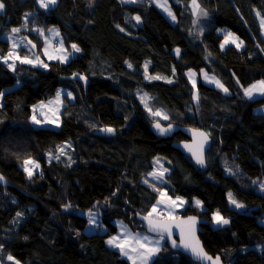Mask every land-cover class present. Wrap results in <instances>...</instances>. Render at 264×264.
Segmentation results:
<instances>
[{
    "label": "trees",
    "instance_id": "16d2710c",
    "mask_svg": "<svg viewBox=\"0 0 264 264\" xmlns=\"http://www.w3.org/2000/svg\"><path fill=\"white\" fill-rule=\"evenodd\" d=\"M167 1L174 23L152 0H57L49 9L36 0H2L0 264H132L107 245L117 232L114 221L132 235H147L140 218L149 214L161 190L186 201L173 216L204 220L198 235L206 252L224 264H264V250L250 247L264 243V114L254 111L264 105V95H244V88L264 80L258 22L264 0H198L207 16L193 15L191 0ZM52 25L60 30L69 60L43 58L46 68L16 61L10 69L3 62L10 49L5 32L20 28L43 57V31ZM228 31L243 41L242 48H221ZM19 52L29 53L22 46ZM189 68L206 69L228 92L199 80L194 100L184 75ZM58 88L69 89L74 98L65 101L60 126H35L32 105ZM137 89L151 96L152 110L168 115L167 123L208 133L212 143L205 169L153 130L159 121L139 104ZM106 127L114 132L100 131ZM64 141L71 147L49 157L48 150L56 152ZM155 156L167 160L160 182L149 177ZM29 158L40 165L31 177L19 169ZM228 191L244 203L242 210L230 207ZM86 211H92L95 223H89ZM215 211L229 224L216 225ZM159 245L149 264H199L170 249L165 239Z\"/></svg>",
    "mask_w": 264,
    "mask_h": 264
},
{
    "label": "rangeland",
    "instance_id": "374dc122",
    "mask_svg": "<svg viewBox=\"0 0 264 264\" xmlns=\"http://www.w3.org/2000/svg\"><path fill=\"white\" fill-rule=\"evenodd\" d=\"M126 1H130V0H126ZM153 2H155L156 3V6H157V3L159 2V3H163V0H152ZM177 1H179V0H177ZM190 5H191V2H190ZM167 6L170 8V5H169V3H168V1H167ZM161 11H162V13L172 22V23H174L175 21H176V19L175 20H173L168 14H167V12H165L164 10H163V8H161V7H158ZM170 10L172 11V9L170 8ZM172 13L175 15V13L172 11ZM175 17H176V15H175ZM261 19H264V16H258V22H259V26H260V28H261V33L263 34V36H264V28H262L261 27ZM52 26H54V25H52ZM57 27V26H56ZM58 28V27H57ZM58 30H59V28H58ZM219 32H223L221 29L219 30ZM229 32V31H228ZM228 32H226L225 33V35L228 33ZM232 33V32H231ZM59 35H60V39H55V40H53V39H51V34H50V32L49 31H47V29H46V31H43V44H42V54H43V57H41L40 55H37V54H35L34 53V51H33V45H32V43H31V41H30V39L28 38V37H26V36H24L23 34H19V33H12V32H5L4 34H3V37L4 38H6V40H7V42L8 43H10V49H12V45H13V42H15L17 45H18V47L15 49V51H14V53H13V56L11 57V58H9V60H8V63H14L15 64V62L16 61H19V60H16L15 59V56L16 55H18V56H20L21 58H23V57H27L28 59H30V60H32L33 61V63H26V64H30V65H35V66H38V67H41V68H46V67H44V66H42V65H47L46 63H45V61H44V59L43 58H45V59H48V60H59V59H56L55 57H57L59 54H61L62 52H63V47H64V50L66 51V53L68 52V50H67V48L65 47V45H64V42H63V40H62V36H61V33H60V30H59ZM225 35H224V37H223V39H222V41L220 42V46H221V44L224 42V39H225ZM235 35V34H234ZM12 37L13 39H9V37ZM236 36V35H235ZM241 40V39H240ZM227 45H233V46H235L234 44H231V43H229V44H227ZM227 45H225V47L227 46ZM243 45H244V43H243ZM243 45L240 47V48H242L243 47ZM26 47L27 49H28V51H29V53H23V54H20V52H19V47ZM236 47V46H235ZM239 48V49H240ZM10 49H9V51H10ZM23 52H24V50H23ZM174 53L177 55V56H179V54H177V52H176V49H174ZM9 56V52L5 55V56H3L2 57V60H3V58L4 57H8ZM66 62V61H65ZM194 73L195 75L194 76H192V78L190 79V77H189V73ZM205 74H207V76L208 77H214L216 80H218L214 75H212L211 73H209L206 69H204V68H200L199 70L198 69H195V68H189V69H186L185 71H184V75H185V78L187 79V81H188V83L191 85V87H192V89H193V95H196V84H197V82L199 81V80H202L203 82H205L206 84H209V85H212L213 87H217L216 86V84L215 83H212V82H209L208 80H206L205 79ZM219 81V80H218ZM193 83H195V87H193ZM256 83V82H255ZM254 83V84H255ZM19 83H17L16 84V86L18 85ZM60 92L61 93V95H60V99H59V101L55 104V100H57V92ZM61 91H65L64 93H62ZM57 92H56V94H54L53 95V97H51V100L50 101H47V100H45V101H43V100H41V101H39V102H37V103H35V104H33L32 105V107H31V110H32V121H33V116H35V118H36V120L37 119H39V120H37V121H39V123H34L35 124V126H37V127H46V126H49V127H53V128H58L59 126H60V113H61V109L63 108V107H65V105H66V103H65V101L68 99L67 97H68V93H71L72 95H71V97H70V99H68V101L69 102H71V101H73V93L69 90V89H67V88H58L57 89ZM0 93H2V92H0ZM134 95H135V97H136V99L138 100V102H139V104L143 107V109L148 113V115L150 116V117H152V118H154L155 120H158L160 123L162 122V124H164V123H166V124H164V125H168L169 123H167V121H168V115L162 110V109H156V110H152L151 109V107H150V104H149V101H150V99H151V96L149 95V94H147L144 90H142V89H137V90H135L134 91ZM259 96H262L261 94H259L258 92H254L253 93V97L252 98H255V97H259ZM0 98H1V96H0ZM50 99V98H49ZM54 105H55V107H54ZM146 105H147V107H146ZM59 106H61L60 108L61 109H59ZM57 108V109H56ZM254 111L255 112H262L263 114H264V105H260V106H257L255 109H254ZM154 112H159V113H161V115H153L152 113H154ZM164 116H167V119H164L163 117ZM51 121V122H50ZM187 138V135L181 130V129H177L176 131H174V133H172V135H170V136H168V137H166L165 139L166 140H172V141H174V140H182V139H186ZM71 147V143H70V141H64L63 143H60V144H58L57 146H56V152L53 150V151H51V150H48V156L49 157H52L55 153H58L59 152V149H61V148H63V151H66L68 148H70ZM30 159V158H29ZM157 161H158V163H157ZM167 160L165 159V158H163V157H161V156H155L154 158H153V169L150 171V173H153V172H156L157 174L162 170V169H168L167 167H166V165H165V162H166ZM19 165H21V167H19V169L20 170H22V169H24V161L21 163V164H19ZM35 171L33 170V173H34ZM168 172V171H167ZM166 172V173H167ZM165 173V174H166ZM165 174H164V176H163V179H164V177H165ZM26 175H27V173H26ZM149 177L150 178H152L153 179V177L152 176H150L149 175ZM162 179V180H163ZM162 180H154V181H156V182H160V181H162ZM262 183H264V181H262V182H260V186H261V184ZM263 194H264V191H261ZM229 193H231L232 194V197L237 201V202H239V203H241L242 205H244V203L243 202H241L240 200H238L234 195H233V193L231 192V191H228L227 192V200H228V204L230 205V207H232V208H234L235 210H237V211H239V210H242L244 207H245V205H244V207L243 208H240V209H237V208H235V206L234 205H232L230 202H229ZM170 198V199H169ZM176 198L177 197H171V196H169L168 194H166L165 193V190H161L160 192H159V194H158V196H157V200H156V202H155V204L154 205H157V209H160L161 211H162V213H163V217H172L173 215H174V213H175V211H177V208H176V206H173L172 205V201H176V203H179V201H177L176 200ZM182 199V198H181ZM183 200V199H182ZM158 201H161V203L160 204H157V202ZM184 201V200H183ZM153 205V206H154ZM183 205H185V201H184V204ZM169 208H171L172 209V213H171V215L169 214ZM152 210H153V207L151 208V210H150V212L149 213H151L152 212ZM179 210V209H178ZM241 212V211H240ZM82 213H85V215H87L88 213H89V216H90V213H92V211H86V212H82ZM216 213V212H215ZM214 214V213H213ZM89 216L87 215V217H88V220H89ZM159 216V215H158ZM95 221H97V220H95L94 219V222L93 223H95ZM99 225L100 224H97L96 226H97V228L99 227ZM120 228L118 229V233L116 234V235H114V236H116V237H118V238H120V240L122 241L123 240V237H122V230L126 227L123 223H120ZM220 226V225H219ZM100 228V227H99ZM126 229H128L127 227H126ZM148 235V234H147ZM110 238H112V236L110 237ZM109 238V239H110ZM108 239V240H109ZM152 239V241H156V240H158V238H151ZM160 239V238H159ZM160 241V240H159ZM128 244L129 245H132V243H131V241H129L128 242ZM160 244V243H159ZM107 245H108V247L109 248H111V249H113V250H115V251H118L119 253H120V251H119V249L118 248H115V247H112V246H110L108 243H107ZM134 245V244H133ZM149 246H152V247H155L156 245L155 244H153V243H150L149 244ZM126 247H127V245H126ZM251 248H255L256 250H258V251H262V250H264V243L262 244V245H259V244H257V245H251L250 246ZM135 248L138 250V251H143V249H140V247H139V245H137V244H135ZM159 249H161V247L159 248ZM130 254L133 256V252H130ZM157 254H159V252L157 253ZM156 254V255H157ZM155 255V256H156ZM124 257H126V256H124ZM154 257V256H153ZM152 257V258H153ZM127 258V257H126ZM152 258L150 259V261L152 260ZM136 260H138L139 261V263L141 264V261H140V259H136ZM149 261V262H150Z\"/></svg>",
    "mask_w": 264,
    "mask_h": 264
},
{
    "label": "snow or ice",
    "instance_id": "6c2138e0",
    "mask_svg": "<svg viewBox=\"0 0 264 264\" xmlns=\"http://www.w3.org/2000/svg\"><path fill=\"white\" fill-rule=\"evenodd\" d=\"M36 2L39 4V7L42 9H49L50 6H53L57 3V0H36ZM130 2L135 3L136 0H130ZM5 5L2 2V0H0V11H2L4 9ZM157 7H161L163 8V10L165 12H167V14L173 19L175 20L176 17L175 15L172 13V11L170 10V8L167 6V0H163V3H157ZM191 8H192V12L193 15H203V16H207V12L204 11L200 4L198 3V0H191ZM27 15V14H26ZM259 15V13L257 14ZM134 19L139 23L140 22V17L136 16L134 17ZM195 23V21H194ZM261 27L264 28V19H261ZM20 31V28H12L11 32L12 33H18ZM51 31V30H50ZM121 31H123V29H121ZM56 35H59L58 32H56ZM9 39H13L11 36L9 37ZM234 44L238 49L243 45V41L239 39V37L235 36L233 33L228 32L225 35V39L224 42L221 44V48L223 49L225 47V45L227 44ZM18 47V45L13 42L12 45V49H10L9 51V56L8 57H4L3 58V62L8 64V67L10 69L14 68V63H8L9 58H11L13 56V53L15 51V49ZM72 48L74 51L79 52L80 48L73 44ZM179 49H176L177 54H179ZM16 60H19L20 63H33L32 60L28 59L27 57H23L21 58L20 56L16 55L15 56ZM67 59V57H64L61 62H64ZM44 67H47V65H42ZM129 67H131V65L129 64ZM146 68V72H147V66H145ZM173 72H175V70H173ZM76 75V74H73ZM194 73H189V77L190 79L192 78V76H194ZM146 79H160V77H150L148 75L145 76ZM81 80H85L86 77L84 76H80ZM205 79L208 80L209 82L215 83L216 86L218 88H221L225 93L228 92V89L225 88L223 86V84L216 80L214 77H208L207 74H205ZM171 82V81H169ZM193 87H195V83H193ZM254 92H258L261 95H264V80H260L257 81L255 84L250 85L247 88H244V95L245 97L248 98H252L253 97V93ZM3 93H0V96H2ZM60 95L61 93L58 91L57 92V101H59L60 99ZM68 97H71V93L67 94ZM193 99L196 100L198 99V96L194 95ZM147 107V105H146ZM153 115H161V113L159 112H154L152 113ZM164 119H167V116L163 117ZM33 122L34 123H39V121L36 120L35 116H33ZM51 122V121H50ZM154 127L157 128L160 132V134H166L168 131L171 130V125L168 126V128H163L161 127V125L159 123H155ZM100 131L102 132H106V133H113L114 129L110 128V127H106V128H102L100 129ZM201 136L204 137L205 140H207V135L204 133H201ZM185 147H188L187 145H185ZM202 147V146H201ZM60 155L64 154L63 148L59 149ZM194 158L196 159V162L200 165L204 164V158H203V154L202 151L198 154V153H193ZM56 159H58L59 157L56 156L54 157ZM158 163V161H157ZM40 167V165L38 163H36L35 161L31 160V159H25L24 160V171L27 173V175L29 177H31L33 175V169H38ZM168 171V169H162L158 174L156 172L153 173H149L150 176L153 177L154 180H162L164 174ZM0 180H3V177H0ZM148 181H145V183H147ZM255 183V182H254ZM261 191H264V183L261 184ZM170 199V198H169ZM177 201H179V204L176 203V201H172V205L179 207L182 206L184 204V201L180 198L177 197L176 198ZM229 202L235 206V208L240 209L243 208L244 205H242L241 203L237 202L233 197L232 194L229 193ZM161 201H158L157 204H160ZM196 206H200L201 202L199 200L195 201ZM68 207V206H66ZM157 211V205L153 206V210L151 213H149L147 216L144 217V219L148 222V228L150 232H157L160 234V238L164 239V233H167V236L169 239H171L172 237V231H171V226L169 224L166 223H153V220L151 219L153 213H155ZM172 213V209L169 208V214L171 215ZM17 217H20L22 215V213L17 212ZM190 221V225H189V234L190 236L194 237V232H195V224H196V219L195 217H190L189 218ZM92 214L90 213V219H89V223H92ZM213 222L217 225L223 226V225H227L229 224V220L225 219L224 217H222L220 215L219 212H216L213 214ZM122 237L123 240L121 241L120 238L113 236L112 238H110L107 243L115 248H118L120 251V255L121 256H126L129 260L132 261V264H136V259H140L141 264H149L150 259L155 256L160 249L158 247H152L149 246L150 243H154L155 245H159L160 241L156 240L154 242H149L148 241V237H140L138 235H132L130 233L127 232L126 227L122 230ZM181 237H182V246L186 249H190L192 254L194 256H196L198 259L201 260H210L212 261V264H219L220 262V257H216L215 259H213L212 257H209L204 251L203 248L199 246V242L196 241L195 245L184 242V233L183 231L181 232ZM131 241L132 244H137L139 245L140 249H143V251H138L136 248H132L128 242ZM173 246H176L175 241H172ZM127 245V247H126ZM0 247H2V245H0ZM130 252H136V258L134 259L133 256L130 254ZM8 260L10 261H14V258L10 255L8 256ZM14 264H19L18 261H14Z\"/></svg>",
    "mask_w": 264,
    "mask_h": 264
},
{
    "label": "water",
    "instance_id": "95a60500",
    "mask_svg": "<svg viewBox=\"0 0 264 264\" xmlns=\"http://www.w3.org/2000/svg\"><path fill=\"white\" fill-rule=\"evenodd\" d=\"M155 123H159L161 125V127H163V128H168V126L171 125V124L164 125V124L157 122V121ZM154 124L152 125V128L160 136H167L168 137V136L172 135V133H174V131H176L177 129H181L187 135V138L182 139V140L172 141V146L174 148L178 149L180 152H182L186 156H188L198 168L205 169V153L210 148L211 142H212L211 137H209L205 131L199 129L198 127H189L187 129H183V128H178V127L171 125V130L168 131L166 134L162 135V134H160L159 130L154 127ZM201 133H204L207 135V140H205L204 137L201 136ZM185 145H187L188 147H185ZM201 151H202L203 158H204V164L203 165L198 164L196 162V159L193 156V153L199 154ZM190 217H195V219H196L194 237L190 236V234H189V225H190L189 218ZM140 219L143 221L144 227H145L147 233H149L150 235H153V236H160V234L157 232H150L149 231L148 222L144 219V217H141ZM151 219L153 220V223H156V222L166 223V224H169L171 226V231H172L171 239L168 238L167 233H164V239L166 240V243L170 249H172L174 251H178L184 255H187L188 257L191 258L192 261L197 262L199 264H212V261H210V260L198 259L196 256H194L192 254L190 249H186L182 246L181 232L183 231L184 242L195 245L196 241H198L199 246L203 248V251L209 257H212L213 259H215L216 257H219V256H212L211 254L206 252V250L203 247V244H202V242L199 238V235H198L199 231H200V225L202 223H204V220L201 217H199L197 215H182V214H180L178 216H173V217H163V218H157V219L151 218ZM172 241H175V243H176L175 247L173 246ZM219 264H224L223 261L221 260V258H220Z\"/></svg>",
    "mask_w": 264,
    "mask_h": 264
},
{
    "label": "crops",
    "instance_id": "0c3cea01",
    "mask_svg": "<svg viewBox=\"0 0 264 264\" xmlns=\"http://www.w3.org/2000/svg\"><path fill=\"white\" fill-rule=\"evenodd\" d=\"M37 5L39 6V4L37 3ZM50 7H52V6H50ZM47 29V31H49L50 32V34H51V39H53V40H55V39H60V35H56V32H58L59 33V30H58V28L56 27V26H49V27H47L46 28ZM46 29H45V31H46ZM51 30V31H50ZM63 52L61 53V54H59L57 57H55L56 59H59L60 61L64 58V57H67V59L65 60V61H67V60H69V58H70V56H69V54H68V52L66 53V51L64 50V47H63ZM64 61V62H65ZM218 88V87H217ZM221 89V88H220ZM57 92V91H56ZM62 93H64L65 91H61ZM56 94V93H55ZM53 97V96H52ZM68 99H70L69 97H67ZM51 100V98L50 99H48L47 101H50ZM55 102V104L58 102L57 100H55L54 101ZM54 107H55V105H54ZM61 106H59V109H61L60 108ZM57 109V108H56ZM217 225V224H216ZM127 230V232L128 233H130V234H132L130 231H129V229H126ZM137 235L138 236H140V237H148V241L149 242H154V241H152V239L151 238H153V237H149L148 235H146V234H140V233H137ZM158 240H160V239H158ZM154 244V243H153ZM160 244H161V240H160ZM132 248H135V244L133 245H130ZM133 258L135 259L136 258V252H133ZM136 264H140L139 263V261L138 260H136Z\"/></svg>",
    "mask_w": 264,
    "mask_h": 264
},
{
    "label": "bare ground",
    "instance_id": "6f19581e",
    "mask_svg": "<svg viewBox=\"0 0 264 264\" xmlns=\"http://www.w3.org/2000/svg\"><path fill=\"white\" fill-rule=\"evenodd\" d=\"M200 129V128H199ZM202 130V129H201ZM204 131V130H203ZM208 134V133H207ZM209 136V135H208ZM210 137V136H209ZM212 143V142H211ZM208 151V150H207ZM206 151V152H207ZM206 154V153H205ZM34 171H35V169H33ZM36 172V171H35ZM176 197H179V196H176ZM181 198V197H180ZM183 199V198H182ZM184 201H185V199H183ZM177 204H179V203H177ZM185 204H186V201H185ZM185 205H182V206H179V207H176L177 208V210L178 209H182L183 207H184ZM160 209H157V211L155 212V213H153V215L152 216H155V217H158V215H159V213L160 212H158ZM161 211V210H160ZM162 212V211H161ZM176 212V211H175ZM215 212H217V211H215ZM215 212H213V213H215ZM213 213H212V218H213ZM175 214V213H174ZM114 223H115V225H116V227H117V232L114 234V235H116L117 233H118V229L120 228V223H122V222H120L119 220H117V221H114ZM126 226V225H125ZM127 227V226H126ZM128 228V227H127ZM129 229V228H128ZM129 231L133 234V232L129 229ZM149 234V233H148ZM113 235V236H114ZM112 236V237H113ZM153 236V235H152ZM157 237H160V236H157ZM154 238V237H153ZM159 239V238H158ZM160 240H161V242H164V239H161L160 238ZM155 247H158V248H160L161 247V245H156ZM154 258V257H153ZM152 258V259H153Z\"/></svg>",
    "mask_w": 264,
    "mask_h": 264
},
{
    "label": "built area",
    "instance_id": "2783aa9c",
    "mask_svg": "<svg viewBox=\"0 0 264 264\" xmlns=\"http://www.w3.org/2000/svg\"><path fill=\"white\" fill-rule=\"evenodd\" d=\"M158 212H161L160 210Z\"/></svg>",
    "mask_w": 264,
    "mask_h": 264
}]
</instances>
